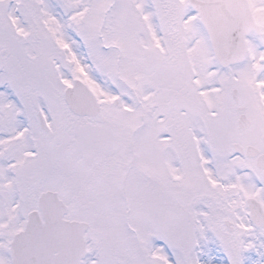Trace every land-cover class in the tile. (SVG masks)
Returning a JSON list of instances; mask_svg holds the SVG:
<instances>
[{"label": "snow or ice", "instance_id": "obj_1", "mask_svg": "<svg viewBox=\"0 0 264 264\" xmlns=\"http://www.w3.org/2000/svg\"><path fill=\"white\" fill-rule=\"evenodd\" d=\"M0 264H264V0H0Z\"/></svg>", "mask_w": 264, "mask_h": 264}]
</instances>
